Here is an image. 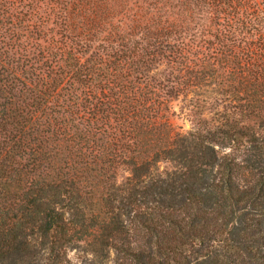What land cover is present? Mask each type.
I'll use <instances>...</instances> for the list:
<instances>
[{
    "label": "trees",
    "instance_id": "16d2710c",
    "mask_svg": "<svg viewBox=\"0 0 264 264\" xmlns=\"http://www.w3.org/2000/svg\"><path fill=\"white\" fill-rule=\"evenodd\" d=\"M0 264H264V0H0Z\"/></svg>",
    "mask_w": 264,
    "mask_h": 264
},
{
    "label": "rangeland",
    "instance_id": "374dc122",
    "mask_svg": "<svg viewBox=\"0 0 264 264\" xmlns=\"http://www.w3.org/2000/svg\"><path fill=\"white\" fill-rule=\"evenodd\" d=\"M176 121H177L179 124L184 125L185 127H188L187 122H185L183 119L176 118Z\"/></svg>",
    "mask_w": 264,
    "mask_h": 264
}]
</instances>
